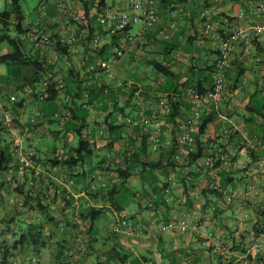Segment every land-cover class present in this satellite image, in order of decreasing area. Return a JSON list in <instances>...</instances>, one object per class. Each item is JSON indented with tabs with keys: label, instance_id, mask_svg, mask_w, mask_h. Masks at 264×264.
<instances>
[{
	"label": "crops",
	"instance_id": "0c3cea01",
	"mask_svg": "<svg viewBox=\"0 0 264 264\" xmlns=\"http://www.w3.org/2000/svg\"><path fill=\"white\" fill-rule=\"evenodd\" d=\"M130 1L108 0L99 13L94 8L91 15H97L90 24L94 34L87 40L88 24H74L70 31L63 22L60 1L52 0L46 19L52 43L31 47L25 33L22 47L28 57L43 62L47 72H34L20 80L0 69V96L17 97L13 106L18 122L28 130L27 146L34 147L40 136L61 138L63 150L56 146L38 150L46 155L64 153L56 166L49 158H41L47 166L40 174L0 170V264H264L263 34L253 39L263 50L255 44L247 48L244 43H235L227 76L230 93L222 101L204 106L203 111L217 115L203 139L209 152L218 150L225 155L224 162L206 168L201 165L204 159L199 166H183L180 160L176 163L180 172L169 167L167 174L159 168L155 176L134 164L136 168L123 186L113 195L109 192L113 183L124 179L116 170L126 168L131 153L140 151L144 136L150 139L153 128L152 124L129 125L127 117L140 120L144 111L165 123L161 150L153 151L149 143L143 159L166 158L180 134L167 120L172 108L169 95L180 102L177 120L190 116L194 101L187 82L200 81L210 89L221 54L220 37L233 27L252 29L260 18L259 0H154L158 22L149 26L141 21L142 26L133 34L132 25L128 41L98 19L106 11L128 8ZM75 4L83 17L82 3L74 0ZM97 35L102 37L98 44L94 43ZM69 37L74 41L69 42ZM59 41L68 47L67 54L57 50ZM10 45L12 48L1 50L0 56L13 52ZM118 49L123 54L115 57ZM154 60L174 75L156 70L150 73ZM49 78L58 83L59 90L52 101L45 100L42 90L43 81ZM33 79L38 85L30 93L26 86L34 83ZM68 83L72 84L68 87ZM20 90L23 96L18 94ZM31 106L36 113H28ZM126 109L133 114L124 116ZM60 113L63 118L59 121L49 118ZM32 117L37 118L35 123L30 122ZM79 129L90 141L92 154L71 166L64 161L72 153L77 155L73 142ZM0 140L1 149L11 151L8 137ZM147 179L160 186L169 181L166 199L153 187L146 192L144 187L150 186ZM149 193L161 199L154 207L167 221L185 220L189 227L159 229L149 207ZM123 196L125 200L116 201ZM39 204L49 212H41ZM92 208L104 210L103 218L93 223V229H100L94 238L87 230L91 220L82 217ZM38 230L42 231L40 244H17L22 236ZM113 245L125 253L124 262L108 256Z\"/></svg>",
	"mask_w": 264,
	"mask_h": 264
},
{
	"label": "built area",
	"instance_id": "2783aa9c",
	"mask_svg": "<svg viewBox=\"0 0 264 264\" xmlns=\"http://www.w3.org/2000/svg\"><path fill=\"white\" fill-rule=\"evenodd\" d=\"M59 1V6L63 12V22L65 26L72 31L74 24L71 20L79 21L81 20V16L74 5V0ZM43 9H45V6L40 8V10ZM258 14L260 18L252 29H245L237 26L229 31H225L224 36L220 37L219 49L221 54L217 59L218 64L213 75V88L202 95L194 88L188 90V94L194 101L195 107L193 109V118L181 121L180 123L182 131L180 132L179 140L182 144H187L192 147L195 145V138L192 133L196 132L198 129L197 119L200 113L199 109L202 105L211 101H222L229 95L230 90L228 87L227 76L232 63L234 45L235 43H244L247 48H251L253 47L254 36L258 37L264 33V0H259ZM158 20V10L154 0H131L128 8L123 10L106 11L105 14L98 19V21L109 31L113 33L121 32L124 38L128 41L131 40L132 37L127 30H125L127 27L141 21L149 26H153ZM207 31H209V29H207ZM214 36L216 37L217 35L214 34ZM26 38L31 47L38 45L48 46L52 43V34L46 24L41 20L29 27V31L26 33ZM101 40V35H97L94 38V43L98 44ZM68 41L73 42L74 38L69 37ZM122 54V50H117L115 57H120ZM110 76L112 75L110 74ZM246 82L247 79H244L243 84ZM37 85V81H34L32 84H28L26 88L32 93ZM42 88L44 92L43 97H48L47 80L43 81ZM16 103L17 97L14 94L8 96L7 99L0 96V139L8 137L11 142L12 157L10 158L9 166L11 169L18 168L21 173L34 170L36 174H40L44 169L43 159L37 155L34 147L27 146L28 130L18 122V115L13 106ZM30 122L35 123L36 119L31 118ZM127 122L129 124L140 123L144 126L152 124L153 128L150 133L152 148L153 151H159L160 147L163 145V121L155 118V116H149L146 112L142 111L140 120L128 118ZM1 148L2 145L0 142V150ZM216 155L223 160L226 159L225 156H220L219 154ZM204 161L207 164H211L213 159L212 157H205ZM157 226L163 231H172L176 228L186 229L189 227L185 220L180 222L170 221L169 223H166L162 219L159 220ZM209 235L211 234L209 233Z\"/></svg>",
	"mask_w": 264,
	"mask_h": 264
},
{
	"label": "trees",
	"instance_id": "16d2710c",
	"mask_svg": "<svg viewBox=\"0 0 264 264\" xmlns=\"http://www.w3.org/2000/svg\"><path fill=\"white\" fill-rule=\"evenodd\" d=\"M76 1H79L83 5V9H82V13H81L83 17H81V20H79V21L71 20V22L73 24L79 23V25H82V26H85V24L87 23L88 26L90 27L89 35L87 36V40H92V37L94 34V28L90 24H92L91 22L94 20L97 13L102 12L104 10V8L107 5L108 0H76ZM10 2H11V8L9 10H6L5 12H3L1 14V17H0L1 20H3L6 23L7 19H9L12 14H15L17 19H18V21L16 23V28H17L19 34L27 33L29 31V27H25L23 25V22H22L24 19V15H23V11H22L21 0H10ZM94 8L97 9V13L94 15H91V11ZM157 10H158V7H157ZM82 21H84L83 24H81ZM131 27L132 26H129L125 30H127V32H128ZM5 39L9 40V42L11 44H13L14 50L11 53L1 55L0 56V64L5 62V61H8V60L19 61V62H22L25 64H30V65L35 66L36 75H39L41 72H47V69L44 67L43 62H40L38 60H33L31 57L27 56L25 50L22 49V47L24 46V42L22 41V39L20 37L9 38L8 35H3L0 39V43L2 40H5ZM253 44H255L259 48V50H263L262 48H260V46L256 40H253ZM56 47H57L58 51H61L64 54L68 53V47L66 45L62 44L60 41L56 43ZM118 50H121V49H118ZM114 56H116V52L114 53ZM152 64H153V66L157 72H163L165 75H168V76L174 75L171 72V70L168 67L164 66L160 61L154 60L152 62ZM211 69L213 70V67H211ZM33 80L35 81V79H33ZM47 81H48L47 91H48L49 95H48V97H46L45 100L52 101L59 94V90L57 89L58 83L56 81H54L52 78H49ZM187 85H188V87H192V88L198 90L201 95L206 93L207 91L211 90L214 86V84H212L210 89H206V88H204V85L202 84V82H200V81L195 82L192 80L187 82ZM79 86H81V85H78V87ZM235 87H236V85L234 84L232 88H235ZM169 98H170L169 101L171 102L172 108H171L169 115L167 116V118H168L167 120L170 123L176 125V129L179 130V132H181L182 131L180 128L181 121H185V120L193 118V110L191 111L190 116L182 119L179 122L177 120V118H179L181 116L180 102H176L175 99L170 95H169ZM213 102L214 101H211L209 103H213ZM209 103H206V104H209ZM205 105H202V107L199 109L200 113H199L198 119H197L198 129L196 132L192 133V135L195 138V145L193 147L188 146L187 144H182L180 142L179 138L174 139L172 142V146L170 147V151L168 152V156L166 158L159 159L157 161L144 160L143 158L147 156V150L149 148V145L151 144V146H152V143L149 141L150 140L149 137L144 136L140 151H136V152L131 153V155L129 157L130 159H128L129 163L126 165L125 169L121 168V169L116 170L124 179H123L122 183H120V184L113 183L111 185L110 191H109L111 193V195H113V193H115L117 191L119 186H121V185L123 186V184L130 178L132 171L135 170V168H136L134 164H138L142 171H148L150 176H155L154 172L159 168L164 170L167 174L169 171V167H172L174 170H177L176 168H178L179 166L176 165V163H177V161H180V160H182L184 162L183 166H193V165L199 166L202 159H205V157H212L213 162L211 164H207V163H205V161L202 162L203 164L201 163V165H203L206 168L216 167L220 163L224 162L223 159L219 158V156H217L216 154H219L220 156H225V155L218 150H212L211 152H209L208 142L204 141V139H203V136L206 134L209 125L215 120V117L217 115V112L203 111ZM194 107H195V103H194ZM148 115L149 116H155V118L161 120L160 118L156 117V115H150V114H148ZM128 118H132V117H127V119ZM127 119H126V123L129 124L127 122ZM129 125H131V124H129ZM164 126H165V123L163 125V133H164V129H165ZM114 127H119V125H117V126L115 125ZM76 132L80 136L79 144L75 149V152L77 155H74L72 153L64 161V163L69 164L71 166L77 165L78 163H80L83 160V158H86V157L88 158L92 154L90 141L83 138L82 132L80 129ZM161 148L162 147H160L159 151L161 150ZM182 148H183V150H182ZM152 150H153V148H152ZM11 157H12V155H11V151L9 149H1L0 150V170H7L10 168L9 162H10ZM63 158H64V153L61 151L58 156L54 154V156L52 158H49L48 162L52 163L53 165L56 166L58 164L57 161L62 160ZM165 161H166V163H165ZM45 164H44V166H47ZM201 167L202 166H200V168ZM177 171L180 172V170H177ZM147 181L150 184V186L144 187L146 192H149L150 187H153V190L157 195L158 194L162 195L163 198L166 199L164 194H167L170 191V188L167 187L170 185L169 181H166V186L165 185L160 186V185H158L157 182H155V181L153 182L149 179H147ZM185 183H186V181H184V184ZM100 186L105 187L103 185H100ZM147 197L149 198V200L151 199V203H150L149 207L152 210V213L156 217V224L159 223L160 219L164 220L166 223H169L170 221H167L165 219V217L161 213H158L157 209L154 207V205H160L161 204V202H160L161 199L155 198L154 195H151V193L147 194ZM111 200L113 202L112 196H111ZM121 200H125V197L123 196V197H119L116 199V201H118V202H121ZM116 201H114L115 204L118 203ZM39 207H40L41 212H43L45 214L47 212H49L47 207H45L44 205L39 204ZM119 210L122 211L123 208H120ZM103 216H104L103 208H92L88 213H86V215L84 213L82 214V217L84 219H90L91 220L92 224H91L90 228L87 229V230H89L88 233L90 234V237L94 238V237H97L100 235L99 234L100 229H98V230L93 229V223L95 221L103 218ZM41 238H42V231L38 230L37 232L31 233L28 236H22L17 241V244L23 245L27 241L28 245L32 244L34 246H37L38 244H40ZM102 240L103 241H101V242H109V239H102ZM89 242L92 243L94 241L90 240ZM71 249H72V247L69 246L68 250L70 251ZM9 250H10L9 248L6 249L7 252H9ZM107 254L111 258H118L121 262L125 261V259L123 257V254L125 255V253H123L122 249L120 247H118L117 245H113L110 249H108Z\"/></svg>",
	"mask_w": 264,
	"mask_h": 264
},
{
	"label": "rangeland",
	"instance_id": "374dc122",
	"mask_svg": "<svg viewBox=\"0 0 264 264\" xmlns=\"http://www.w3.org/2000/svg\"><path fill=\"white\" fill-rule=\"evenodd\" d=\"M51 1L52 0H21L22 11H23V15H24V19L22 21L23 25L25 27H30L31 25L39 22L40 20L42 22H44L45 24H47L46 19L48 16V3ZM43 6H45V9L40 10V8H42ZM75 6H76V4H75ZM10 8H11L10 0H0V17H1V14L3 12H5L6 10H9ZM17 21H18V19H17L15 14H12L11 17L9 19H7L6 23L3 20H1V18H0V39L3 35H8L9 38L20 37L22 39V41L24 43H26L25 42L26 40L23 38V37H25V35L19 34V32L16 28ZM134 25L135 26L131 31L132 34L135 33L142 26V23L138 22ZM263 35H264V33H263ZM11 48L12 47L10 45L9 40L5 39V40L1 41L0 53H1V50L5 51V50H9ZM0 69L4 72H7V74L11 75V77L17 76L18 79H20V80L22 79L23 76H30L32 73L36 72L35 66H28V65L26 66V65H21L19 63L15 64V65H9L8 63L3 62L0 64ZM149 71H150V73L156 72L153 65L150 67ZM71 84L72 83H68L67 86L69 87ZM18 94L20 96H23V91H21V90L18 91ZM32 112L36 113L35 109H33V106H31L28 109V113H32ZM132 114H133L132 111H130L129 109H126L124 116H130ZM36 117L39 119H44V120L47 119L43 115L42 116L37 115ZM32 118H35V117H32ZM49 118H54V119L56 118V120L59 121L63 118V116H62V113H60L59 115L57 114L55 117H54V115L53 116L50 115ZM42 138L43 137H41V136L38 137V140L35 142L34 150L36 151L37 155L39 157L43 158L44 160L45 159L47 160L48 158H52L54 156V153L52 151L46 155L44 153H40L39 150H43V149L48 150V149L53 148L55 146L60 148L61 150H63L62 149L63 143L61 142V140H62L61 138H58L56 140H54L50 136H45L43 139ZM79 138H80V136L77 133H75V140L73 142V144L75 146H78ZM52 150H54V149H52ZM67 151H68V149H67ZM21 216H25L24 213H22Z\"/></svg>",
	"mask_w": 264,
	"mask_h": 264
}]
</instances>
